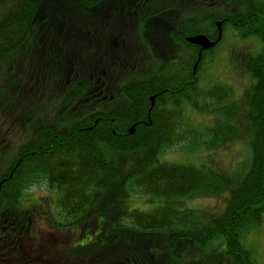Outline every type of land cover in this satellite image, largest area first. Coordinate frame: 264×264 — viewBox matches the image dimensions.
<instances>
[{
    "label": "trees",
    "instance_id": "obj_1",
    "mask_svg": "<svg viewBox=\"0 0 264 264\" xmlns=\"http://www.w3.org/2000/svg\"><path fill=\"white\" fill-rule=\"evenodd\" d=\"M50 1L10 0L7 7L0 8V60L10 55L24 57L21 48L34 39L30 37L35 22L51 7L48 24L73 39L69 43L84 44L73 59L77 60L75 76L86 73L92 64H85L87 53L94 64L98 60V46L92 51L90 34L98 40L100 35L97 28L82 25L88 18L98 19L97 13L104 15L102 11L112 0H52L53 7ZM108 9L115 10V4ZM236 9L227 25L241 41L260 38L263 43L244 60L250 81L244 103L234 99L230 87H204L192 73L198 49L186 43L185 37L203 33L214 40L215 27L205 28L202 23L219 19L210 10L201 18L192 8L190 21L180 24L181 33H173L175 44L190 47L189 52L173 57L170 49L149 73L117 81L107 99L92 101L90 107L81 103L84 111L69 122L31 121V134L16 148L14 159L0 166V229L30 225L25 218L30 212L19 210L21 201L27 191L43 185L56 194L53 203L61 219L56 227L63 223V229L72 228L87 219L89 223L83 227L94 228L93 234L99 223L106 222L107 237L127 239L102 248L90 243V251L70 257L56 251L57 240L49 239L53 251H39L35 264H258L246 240L264 223V0H243ZM252 9L259 12L262 22L247 21ZM167 28L158 31L172 34ZM3 63L0 68L6 67ZM80 75L75 81L70 79L64 103L76 101L86 89L79 85L85 77ZM122 81L126 82L118 92ZM154 94L151 107L149 96ZM185 104L200 114L214 115L216 121L201 127L183 118ZM134 125V134H129ZM244 137L251 149L249 167L235 180L207 164L161 160L174 144L187 145L191 152L214 151ZM220 196H224V204L218 213L203 214L186 207L197 198ZM136 197H144L150 209L131 206ZM92 213L99 215V221ZM82 236L79 232V239Z\"/></svg>",
    "mask_w": 264,
    "mask_h": 264
},
{
    "label": "rangeland",
    "instance_id": "obj_2",
    "mask_svg": "<svg viewBox=\"0 0 264 264\" xmlns=\"http://www.w3.org/2000/svg\"><path fill=\"white\" fill-rule=\"evenodd\" d=\"M51 1L49 3H52ZM160 1H166V5L163 6V16L148 21L146 26L144 22L145 29L139 26L137 34L131 37L129 41L130 44L137 46L132 47V56L126 58H119L117 43L120 29L127 22L138 21L139 15L151 2L148 0H114V3L113 0L108 1L109 7L115 4V10L108 9V7L102 11L104 15L100 16L97 13L98 19L90 20L88 18L84 20L89 21L82 25V28L87 27L91 30L97 28L100 35H98L99 41L101 42L97 47L98 60L96 65L99 66V69L90 71V105L92 104L93 86H96L100 78L102 81L108 82L107 85L110 88L106 92L111 93L114 92L112 88L115 83L124 80V77L139 76L154 69L156 62H159L161 58L163 59L166 52L160 49L164 40L162 32L158 30H164L168 27L166 32L180 34L182 31L180 24L190 21L183 8L190 6V8H193V12L201 15V18L205 17L204 9L207 4L203 0H156L158 3ZM199 1L202 3L201 7L203 9L200 7ZM9 2L10 0H0V8L7 7ZM53 3L51 4L52 7ZM119 5L126 6L121 19V13L118 10ZM213 7H211V10H207H210V13H215L217 9ZM50 8H45L43 16L35 22L34 34H31L30 37V39H34L26 42L21 48L25 52L24 57L10 55L0 60V63L6 62L3 63L6 67L0 68V166L2 162L6 163L14 159L16 148L31 134V121L50 120L65 123V121L69 122L71 118H75L81 113L82 98H78L71 104L64 103L63 100H65L69 82L72 81L70 79L74 78L77 72L72 68V65L77 62L73 59L75 53L78 50H83L85 46L81 42L69 43L68 41H62L63 35L60 34L61 32L53 25L48 24L52 17L48 13ZM6 11L7 9L4 12ZM181 11H183V15H181ZM209 12L207 11V14ZM55 18L57 19L58 16H55ZM199 22L203 21L200 20ZM212 25L208 21L202 23L205 28ZM156 27H158V30ZM221 31L224 39L220 40L221 42L218 43L217 47L207 50L209 51L207 54L204 53L196 73L204 87L215 83L230 85L234 91V99L244 103L249 78L244 72V59L246 57H243L242 53H247L252 47L256 53L259 41L257 39L240 41L237 39V34L227 26L222 28ZM83 33H87V31ZM190 50V47L182 48L176 44L171 52L173 57H179ZM87 57L88 60L85 64L90 65L93 57L90 56L89 52ZM129 65H143V68L146 66V69L138 74L130 72L129 68L126 67ZM103 68L107 69L106 76L101 72ZM100 101L96 102L100 103ZM190 106L192 105L185 104L183 118L188 114L189 120L201 127L210 125L214 120L216 121L214 115L195 114V109L193 110V107ZM178 119L182 124V119ZM248 143V139L244 137L240 141L232 142L214 151H206L203 148L195 149L193 152L187 148V145L178 143L174 144L171 150L161 157V160L182 165L200 166L207 164L224 171L228 178L235 180L241 178L249 167L251 149ZM119 161L122 163L121 158H119ZM55 197L56 194L49 192L46 186H36L27 191L22 198V206L19 210L30 212V216L24 217L33 219L32 232L34 235L39 234L40 239L43 237L47 241L49 239L57 240L53 248L62 256L68 253V257H70L72 254L90 251V243L94 244L95 248H102L105 245L116 246L127 240L124 236L114 239L107 237L108 225L106 222L99 223L98 230L93 234L94 228H90V226L88 228L83 227L89 223L87 219L81 225L72 228L63 229V223L61 227H56L61 219L59 218L60 215H57L53 203ZM143 199L144 197H136L131 202V206H137L135 208L140 210L150 209L143 202ZM223 204L224 196L201 197L189 202L186 207L203 214H209L220 212ZM90 216L99 221V215L92 213ZM14 217H16V214ZM7 218L13 220L10 215ZM58 228H61V230ZM85 228L87 229L84 230ZM79 232L83 233L80 239ZM246 243L254 250L258 264H264V223L260 228L251 232Z\"/></svg>",
    "mask_w": 264,
    "mask_h": 264
},
{
    "label": "flooded vegetation",
    "instance_id": "obj_3",
    "mask_svg": "<svg viewBox=\"0 0 264 264\" xmlns=\"http://www.w3.org/2000/svg\"><path fill=\"white\" fill-rule=\"evenodd\" d=\"M151 2L149 6L145 8L144 11L139 15L138 21H131L127 22L122 28L120 29V34L118 35L119 41L117 43L118 50H119V58H126L127 56H132V47H136L137 45L130 44L131 37H134V35L137 34V30L139 26H143V22L145 21V26L148 25V21H153L159 16H163L164 12V3L160 1V3L156 2V0H148ZM206 4L211 3L214 5L216 15L219 17V20H216V25L219 27V24L221 25V29L226 26V24H229L231 22V17L237 12L236 4L241 3L243 0H203ZM200 7L202 3L199 1ZM122 9L119 10L121 13L120 19L124 15V9L126 6H121ZM202 8V7H201ZM203 9V8H202ZM184 13L186 15L188 14L189 20H190V6L183 8ZM183 11H181V15H183ZM93 13V12H92ZM91 13V14H92ZM205 14V11H204ZM178 18V17H177ZM186 18V16H185ZM248 22H262V18L259 15V12H256L254 9H252L247 17ZM219 23V24H218ZM158 30V27H156ZM163 40L164 43L162 44V48H160L162 51H166L164 54H167L170 52V49H172L175 44V36L172 34H165L163 33ZM62 41H73L71 38H67L66 36H63ZM66 37V38H65ZM210 39V38H209ZM256 39V38H254ZM78 40V39H76ZM93 34H90V46L93 48L94 46H99L101 42L98 40ZM211 40V39H210ZM89 42V38L87 40ZM213 41V40H211ZM258 51L262 47L263 43L260 38H258ZM140 45V44H139ZM198 51L196 52L197 58L200 56L202 51L200 50V47H197ZM256 51V52H258ZM250 54L251 52L255 54V49L252 47L250 51H248ZM129 68L130 72H140L143 69V65H129L126 66ZM72 68L74 69V65H72ZM99 69V66L94 64L92 61V64L89 67V70L84 73L82 69L74 77V81L78 75L85 76L84 79H80L79 85L84 89L82 94L79 98L83 99V104L88 103L90 104V71H95ZM101 72L103 75L106 76V69H101ZM125 78V77H124ZM126 80V78L124 79ZM73 81V83H74ZM101 78L97 81L96 86H93V93H92V101H100L107 99L109 97L106 90L109 89L108 82L102 81L101 84ZM127 81V80H126ZM126 81H122L120 88L118 87V92H120L123 89V84ZM131 84L137 85V82H131ZM118 85V83H116ZM164 92V91H163ZM161 94V93H160ZM136 96V93H134ZM153 98V101L151 100ZM150 101L155 102L156 94L149 96ZM83 108V107H82ZM39 240V241H38ZM48 241L45 240V238H41L39 234L34 235L31 229H14L10 226H2V229H0V264H35L37 255H40L39 251H53L51 248H49V245L47 243ZM16 243V245H15Z\"/></svg>",
    "mask_w": 264,
    "mask_h": 264
},
{
    "label": "water",
    "instance_id": "obj_4",
    "mask_svg": "<svg viewBox=\"0 0 264 264\" xmlns=\"http://www.w3.org/2000/svg\"><path fill=\"white\" fill-rule=\"evenodd\" d=\"M219 37H220V34H219ZM187 41L195 45H200L202 49H208L215 45V43L209 42L208 39H206V37H204L203 35H197L194 37H190L187 39ZM133 133H134V127L132 126L130 129V134H133Z\"/></svg>",
    "mask_w": 264,
    "mask_h": 264
}]
</instances>
